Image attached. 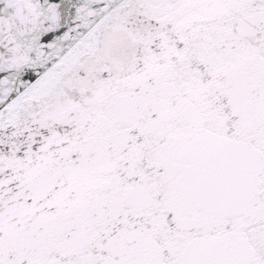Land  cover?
Returning <instances> with one entry per match:
<instances>
[{
  "label": "snow or ice",
  "instance_id": "obj_1",
  "mask_svg": "<svg viewBox=\"0 0 264 264\" xmlns=\"http://www.w3.org/2000/svg\"><path fill=\"white\" fill-rule=\"evenodd\" d=\"M0 264H264V0H0Z\"/></svg>",
  "mask_w": 264,
  "mask_h": 264
}]
</instances>
